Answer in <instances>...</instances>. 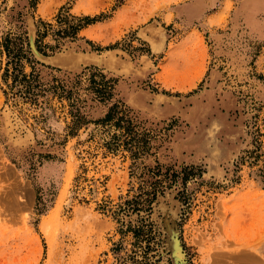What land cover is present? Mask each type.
I'll return each mask as SVG.
<instances>
[{
    "label": "rangeland",
    "instance_id": "1",
    "mask_svg": "<svg viewBox=\"0 0 264 264\" xmlns=\"http://www.w3.org/2000/svg\"><path fill=\"white\" fill-rule=\"evenodd\" d=\"M123 2L141 14L148 0H0V264H118L133 248L132 232L119 228L137 214L117 215V206L149 184L150 167L189 164L199 174L184 184L177 177L151 204L159 263L247 264L236 254L251 251L250 264H264V39L238 34L239 25L216 46L214 25L228 30V18L153 20L168 37L193 29L184 72L188 86L198 78L154 102L160 90L150 80L161 53L151 62L134 30L116 38L127 22L106 16ZM77 22L89 24L73 34L68 24ZM10 32L26 36L38 61L34 71L21 61L23 72L38 73L35 97L1 78ZM99 73L112 80L106 98L91 88ZM113 103L123 112L102 121ZM128 126L148 145L135 158L124 141Z\"/></svg>",
    "mask_w": 264,
    "mask_h": 264
},
{
    "label": "crops",
    "instance_id": "2",
    "mask_svg": "<svg viewBox=\"0 0 264 264\" xmlns=\"http://www.w3.org/2000/svg\"><path fill=\"white\" fill-rule=\"evenodd\" d=\"M158 4H162V6L156 7ZM126 5L125 2L120 3L106 18H117L120 23L127 22V25L122 27L121 33L116 38H120L128 30H134L135 33H138L136 34V40L143 39L146 41L151 62L153 55L161 53L158 57V67L155 68L154 76L150 80L151 82L153 80L154 82L152 83L160 90L159 93L154 95V102H159V100L163 99L164 93L162 92L164 91L181 92L189 89L198 78L194 79L193 83L188 86V82L193 78H190L184 72L185 66L192 57L191 50L194 47L193 40H195L196 36L195 32L192 31L193 29L188 27L177 37L175 35L168 37L166 33L158 32L156 38L159 40L153 44L146 38L148 34H152V31L145 30L155 26L153 20L157 21L158 18L161 22H174L177 24V18H179L185 24H191L197 18H201L204 22L210 17L228 18V20L226 19L229 22L228 30H225L227 23H225L224 28L221 26L222 21L218 22L219 25H214L213 41L216 46H225L227 39L232 40L238 32L239 25L243 26V30L239 31L238 34L242 33L244 36H250L252 33H257V36L264 39V0H148V2L144 3L141 14H135L136 11L129 9ZM166 16L168 19H166ZM86 25H83L80 30L86 29ZM139 29H143L145 35H140ZM196 32L200 33L199 29ZM159 41L161 47L159 46ZM110 60L105 59L101 63L107 62L109 64L108 61ZM162 62L164 64L163 67L159 64ZM162 76L175 83L184 84V87L181 89L172 85L167 86L163 83ZM135 97V94L130 95L131 99L135 100Z\"/></svg>",
    "mask_w": 264,
    "mask_h": 264
},
{
    "label": "trees",
    "instance_id": "3",
    "mask_svg": "<svg viewBox=\"0 0 264 264\" xmlns=\"http://www.w3.org/2000/svg\"><path fill=\"white\" fill-rule=\"evenodd\" d=\"M35 2L36 0H26L28 6H33ZM79 19H84V23H87L91 18L88 16H82ZM40 23L43 22L40 20ZM44 24L46 25V23ZM68 26L70 27L71 32L74 34L78 28L83 26V24L77 22L75 25L68 24ZM46 30V27H44L42 30H37V32L40 36H43L46 33ZM61 31L66 30L63 29ZM21 33L22 32H10L7 33L2 39L1 44L8 59L6 60L5 66L3 67L1 78L6 84H8L9 88H16L14 93L21 92L25 96L35 97L38 93V91L35 90L38 84V73L32 71H34V62L38 61L32 55L26 36H22ZM36 49L44 55L47 54L46 51L39 47V44H36ZM22 59H25L28 63H30L32 71L29 73L23 72L21 63ZM8 77L11 78L9 83H7ZM91 82L92 91L98 93L97 95L106 98V96L110 94L112 82L110 78H105L103 74L99 73L98 78H96V80L92 79ZM113 112L120 113L123 112V109L117 108V105L113 103L109 106V111L106 112L101 120L108 122L112 119ZM74 115L76 116L77 113H74ZM119 118L120 117L118 116L117 119ZM76 120H78L77 117ZM125 120L128 122V118ZM113 123L117 127H121L123 129L125 127L120 125L118 122ZM133 128L128 126L124 130V136H128L124 141L125 143L130 144L128 149L131 151L132 157L135 158L138 156L139 151H143L144 148L147 149L148 145L144 142L143 144H139L138 141H136L135 137H133V135L136 134V132H133ZM150 168L149 174L151 177L153 176V179L149 181V184L146 185V187L144 186V188L140 186L141 188L137 194L125 199L122 204L117 206V215L119 212L123 214L135 212L137 214L135 223L131 224L130 222H127L124 228H119L121 233H125L126 231L132 232L133 248L131 253L127 254L126 257H120L118 264H126L127 259L131 261L129 264H162L159 263V256L157 254V245L159 242L157 235L158 232L149 217L152 201L157 197V195L163 192L164 187H169L173 182H175L177 177L180 179V182L184 184L186 179L192 177L195 174H199L200 171L198 166H194L192 164L182 165L179 170H170L168 168H164V170L161 171L160 166H154ZM163 180H166L165 185L163 184ZM119 221L120 224L123 223L121 219H119Z\"/></svg>",
    "mask_w": 264,
    "mask_h": 264
},
{
    "label": "bare ground",
    "instance_id": "4",
    "mask_svg": "<svg viewBox=\"0 0 264 264\" xmlns=\"http://www.w3.org/2000/svg\"><path fill=\"white\" fill-rule=\"evenodd\" d=\"M152 29V30H151ZM147 28V29H145V30H149V31H152V34H148V37H146L148 40H150L151 42H153V44L154 43H157L158 42V40L159 39H157L156 37V35H157V32L160 30V27L159 26H157L156 24H155V26H152V28ZM142 35H145V33H144V30H143V32H142ZM88 58H89V56H88ZM91 60H93V61H96L97 63H101V62H103L104 61V59L102 58V57H95V56H91V58H90ZM103 60V61H102ZM54 62H56V61H54ZM131 101H133V102H135V101H137V99H131ZM172 245H173V247H174V252H176L175 254L178 256L179 255V253H178V248H177V246H176V244H175V242H173L172 241ZM245 250V249H244ZM247 250V249H246ZM236 256L239 258V259H241L242 261H245V263H247V264H250L251 263V260L253 259V256H254V253L253 252H251V251H239L237 254H236ZM226 258V257H225ZM224 258V259H225ZM255 259V258H254ZM255 261H256V259H255ZM254 262V261H253ZM221 263V262H220ZM253 264V263H252Z\"/></svg>",
    "mask_w": 264,
    "mask_h": 264
},
{
    "label": "water",
    "instance_id": "5",
    "mask_svg": "<svg viewBox=\"0 0 264 264\" xmlns=\"http://www.w3.org/2000/svg\"><path fill=\"white\" fill-rule=\"evenodd\" d=\"M43 55V54H42ZM45 59H48V56L47 57H44ZM49 60V59H48Z\"/></svg>",
    "mask_w": 264,
    "mask_h": 264
}]
</instances>
